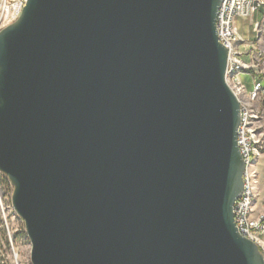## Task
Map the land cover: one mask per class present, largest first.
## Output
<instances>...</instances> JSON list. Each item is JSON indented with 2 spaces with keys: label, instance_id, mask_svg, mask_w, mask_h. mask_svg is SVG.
<instances>
[{
  "label": "water",
  "instance_id": "water-1",
  "mask_svg": "<svg viewBox=\"0 0 264 264\" xmlns=\"http://www.w3.org/2000/svg\"><path fill=\"white\" fill-rule=\"evenodd\" d=\"M223 0H27L0 31V171L33 264H264L234 204Z\"/></svg>",
  "mask_w": 264,
  "mask_h": 264
},
{
  "label": "built area",
  "instance_id": "built-area-1",
  "mask_svg": "<svg viewBox=\"0 0 264 264\" xmlns=\"http://www.w3.org/2000/svg\"><path fill=\"white\" fill-rule=\"evenodd\" d=\"M26 3L27 0H0V31L21 16ZM261 10H264V0H223L217 15V31L219 41L228 49L226 81L241 105L237 138L246 169L243 192L234 204V220L239 232L264 250V213H255L259 185L257 165L264 154L261 131L264 110H255L258 100L264 102V17L253 21V38L242 36L237 25V18L254 16ZM244 75L250 76V91Z\"/></svg>",
  "mask_w": 264,
  "mask_h": 264
},
{
  "label": "rangeland",
  "instance_id": "rangeland-1",
  "mask_svg": "<svg viewBox=\"0 0 264 264\" xmlns=\"http://www.w3.org/2000/svg\"><path fill=\"white\" fill-rule=\"evenodd\" d=\"M263 17L264 10H261V12L256 13L254 16L237 18V25L242 36L253 38V21L261 20ZM243 77L247 90L250 91L252 89L250 76L244 75ZM255 110L262 112L264 110V102L258 100ZM262 124L263 128H261V131L264 134V119ZM257 166L259 185L255 213L258 215L264 213V154L258 159ZM13 191L14 186L8 176L0 171V264H33L31 260L32 243L26 232L24 220L13 207ZM262 240L264 241V236Z\"/></svg>",
  "mask_w": 264,
  "mask_h": 264
}]
</instances>
